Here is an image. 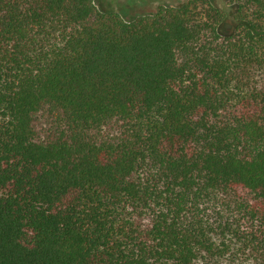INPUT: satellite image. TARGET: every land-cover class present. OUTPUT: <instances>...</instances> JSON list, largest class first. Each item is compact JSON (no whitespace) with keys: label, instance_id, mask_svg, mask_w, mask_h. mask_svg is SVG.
<instances>
[{"label":"trees","instance_id":"16d2710c","mask_svg":"<svg viewBox=\"0 0 264 264\" xmlns=\"http://www.w3.org/2000/svg\"><path fill=\"white\" fill-rule=\"evenodd\" d=\"M96 1L0 0V264H264V0Z\"/></svg>","mask_w":264,"mask_h":264},{"label":"rangeland","instance_id":"374dc122","mask_svg":"<svg viewBox=\"0 0 264 264\" xmlns=\"http://www.w3.org/2000/svg\"><path fill=\"white\" fill-rule=\"evenodd\" d=\"M188 0H97L98 7L103 11L119 12L126 19L134 18L141 14L154 13L161 6H175ZM220 9L228 10L232 14L234 9L228 0H211ZM231 23V19L229 20ZM226 31H228L226 29Z\"/></svg>","mask_w":264,"mask_h":264}]
</instances>
